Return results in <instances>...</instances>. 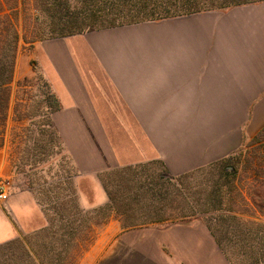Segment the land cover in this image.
Wrapping results in <instances>:
<instances>
[{
	"label": "crops",
	"instance_id": "1",
	"mask_svg": "<svg viewBox=\"0 0 264 264\" xmlns=\"http://www.w3.org/2000/svg\"><path fill=\"white\" fill-rule=\"evenodd\" d=\"M32 49L83 210L108 203L103 172L162 162L177 177L236 153L264 126V1ZM0 169L9 175L1 159ZM47 224L33 194L15 192L0 210V243ZM77 264L229 263L200 221L123 229L111 215Z\"/></svg>",
	"mask_w": 264,
	"mask_h": 264
},
{
	"label": "trees",
	"instance_id": "2",
	"mask_svg": "<svg viewBox=\"0 0 264 264\" xmlns=\"http://www.w3.org/2000/svg\"><path fill=\"white\" fill-rule=\"evenodd\" d=\"M262 1L0 0V116H7L9 88L21 40L33 48L35 43L46 40ZM48 96L51 103L46 100V114L51 115L59 106L52 93ZM46 125L52 126L50 120ZM50 136L51 141H59L54 132ZM149 165H159L160 171L156 177L147 176L143 181L136 180L133 171L140 165L101 173L99 179L108 203L100 207L81 209L71 188L64 210L53 207L55 217H49L42 209L48 222L45 228L0 243V264H77L91 245L95 230L106 224L111 215L119 218L123 229L197 220L204 224L229 264H264V126L236 153L192 171L212 170L203 199L190 201L180 193L188 190L183 183L192 172L173 177L162 162ZM109 181L119 188L113 191ZM173 192L178 193L176 197H172ZM175 201L181 202L182 209L203 206L205 216L217 215L167 213L172 208L168 203ZM55 219L61 222L58 229L54 227ZM48 237L60 244V252L44 241Z\"/></svg>",
	"mask_w": 264,
	"mask_h": 264
},
{
	"label": "rangeland",
	"instance_id": "3",
	"mask_svg": "<svg viewBox=\"0 0 264 264\" xmlns=\"http://www.w3.org/2000/svg\"><path fill=\"white\" fill-rule=\"evenodd\" d=\"M42 50L43 48H40L34 55L40 57ZM32 54L33 49L21 40L18 46L13 80L9 88L10 100L7 116L5 119L0 116V159L5 162L6 168L10 172L8 176L0 174V184L4 185L8 199L11 194L18 191L27 190L31 192L49 217H55L53 207L59 211L64 210L63 204L68 199L71 188L73 190L71 192L77 200L73 185L75 171L60 152L59 137L57 136L59 141H51L50 133L54 132L56 134L52 126L46 125L47 121L50 120V115L46 114V100L50 99L48 95L51 90L40 73ZM48 103H51L50 100ZM40 133L43 136H40ZM114 170L117 169L110 170V172ZM133 171L137 174L136 180L143 181L147 176L156 177L160 167L159 165H149L147 163L140 165ZM190 174L192 176L185 179L183 183V186L187 187L188 190L182 189L180 193L186 194L188 196L187 200L191 199L190 201L203 199L202 194L206 189L207 182L210 180L212 170L204 168ZM110 182L109 186L113 191L119 188ZM176 194L178 193L173 192L171 195L176 197ZM204 194H206V190ZM8 199L6 201L0 200V210H5ZM168 205H171L172 208L167 210V213L182 211L205 216L202 213V210L205 209L203 206H196L195 210L182 209L180 201H175L172 204L168 203ZM176 208L178 209L175 210ZM211 215L217 214L210 213L206 214L205 217ZM60 224L61 222L58 219L54 220L55 229H58ZM77 225L78 222L76 221L74 226ZM44 241L48 245H52L51 248L55 252H60V244L57 242L55 244L54 238L52 240L51 237H48ZM94 241L95 237L91 245ZM37 243L42 246L39 239ZM86 243L87 239L85 245ZM91 245L88 246L85 252L89 251Z\"/></svg>",
	"mask_w": 264,
	"mask_h": 264
},
{
	"label": "built area",
	"instance_id": "4",
	"mask_svg": "<svg viewBox=\"0 0 264 264\" xmlns=\"http://www.w3.org/2000/svg\"><path fill=\"white\" fill-rule=\"evenodd\" d=\"M8 199L7 192L4 185L0 184V200L6 201Z\"/></svg>",
	"mask_w": 264,
	"mask_h": 264
}]
</instances>
